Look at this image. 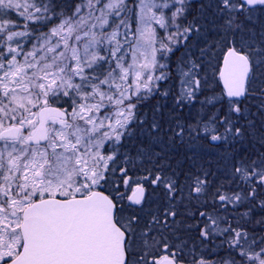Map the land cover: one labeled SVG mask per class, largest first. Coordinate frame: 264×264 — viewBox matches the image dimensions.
<instances>
[{
  "label": "snow or ice",
  "instance_id": "6c2138e0",
  "mask_svg": "<svg viewBox=\"0 0 264 264\" xmlns=\"http://www.w3.org/2000/svg\"><path fill=\"white\" fill-rule=\"evenodd\" d=\"M0 264H264V0H0Z\"/></svg>",
  "mask_w": 264,
  "mask_h": 264
}]
</instances>
